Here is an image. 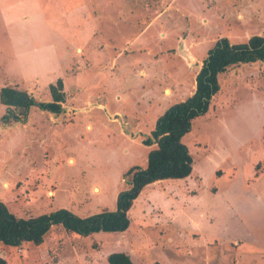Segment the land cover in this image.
<instances>
[{
  "label": "rangeland",
  "instance_id": "rangeland-1",
  "mask_svg": "<svg viewBox=\"0 0 264 264\" xmlns=\"http://www.w3.org/2000/svg\"><path fill=\"white\" fill-rule=\"evenodd\" d=\"M253 35L264 0H0V87L49 100L62 78L67 93L59 113L33 107L0 125V202L20 218L115 210L153 147L143 138L193 91L208 49ZM219 85L181 137L191 174L142 188L126 230L51 225L38 245L0 243L6 264H107L113 251L134 264H217L223 252L264 264V62L230 67Z\"/></svg>",
  "mask_w": 264,
  "mask_h": 264
},
{
  "label": "trees",
  "instance_id": "trees-1",
  "mask_svg": "<svg viewBox=\"0 0 264 264\" xmlns=\"http://www.w3.org/2000/svg\"><path fill=\"white\" fill-rule=\"evenodd\" d=\"M256 61L264 62V36L253 35L245 42L237 43L230 42L227 37L216 40L195 75L193 92L166 108L157 117L149 135L143 138L144 145L153 147L147 153L144 168L129 169H135L131 174V187L119 192L115 210L78 216L61 207L34 217L20 218L0 202V243L19 245L22 241H28L38 245L51 225H60L66 231L81 235L126 230L130 223L129 210L142 188L154 181L182 179L191 174L193 158L181 142V137L189 129L191 120L207 111L213 96L220 89L219 75L234 65ZM48 94L49 100H40L25 88L1 86L0 104L6 107V111L0 116V125L25 121L33 107L51 113L62 111L67 98L62 78L48 84ZM106 262L134 264L130 255L123 251L110 252ZM0 264H6L1 256Z\"/></svg>",
  "mask_w": 264,
  "mask_h": 264
},
{
  "label": "crops",
  "instance_id": "crops-1",
  "mask_svg": "<svg viewBox=\"0 0 264 264\" xmlns=\"http://www.w3.org/2000/svg\"><path fill=\"white\" fill-rule=\"evenodd\" d=\"M170 1H172V0H170ZM183 46V45H182ZM179 47H181V46H179ZM183 49H187L191 54H193V52H192V50L190 49V47H187V48H183ZM181 50V52H182V49H180ZM186 64H188V63H186ZM195 64V63H194ZM190 66V65H189ZM201 66V65H200ZM200 66H199V68H200ZM199 70V69H198ZM197 70V71H198ZM141 71H142V73H143V69H141ZM197 71H196V73H197ZM196 73H195V75H196ZM222 74V73H221ZM195 75H194V78H195ZM195 81V80H194ZM194 90V89H193ZM193 92V91H192ZM191 92V93H192ZM190 93V94H191ZM129 126H131V124H129ZM134 126H135V124H134ZM153 128V127H152ZM151 128V129H152ZM243 245H245V243L244 242H239V241H237L236 242V244H235V246L233 247V249H235L236 250V248L237 247H240V249H238L240 252H243V251H246V247H244L243 249H245V250H242V247H243ZM238 250H236V251H238ZM238 251V252H239ZM218 260H217V264H238V262H241V256H240V254L238 255V254H235V255H232V254H230V255H228V256H226L225 254H224V252H223V255H218ZM251 257V256H250ZM253 260V259H252Z\"/></svg>",
  "mask_w": 264,
  "mask_h": 264
},
{
  "label": "water",
  "instance_id": "water-1",
  "mask_svg": "<svg viewBox=\"0 0 264 264\" xmlns=\"http://www.w3.org/2000/svg\"><path fill=\"white\" fill-rule=\"evenodd\" d=\"M181 55L188 64L196 63V58L192 54H190V52L187 49H182Z\"/></svg>",
  "mask_w": 264,
  "mask_h": 264
}]
</instances>
